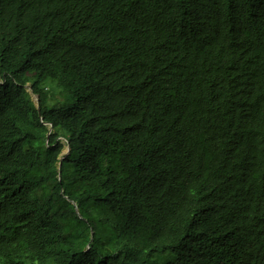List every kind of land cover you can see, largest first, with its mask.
<instances>
[{"label":"trees","instance_id":"16d2710c","mask_svg":"<svg viewBox=\"0 0 264 264\" xmlns=\"http://www.w3.org/2000/svg\"><path fill=\"white\" fill-rule=\"evenodd\" d=\"M0 264H264V0H0Z\"/></svg>","mask_w":264,"mask_h":264},{"label":"water","instance_id":"95a60500","mask_svg":"<svg viewBox=\"0 0 264 264\" xmlns=\"http://www.w3.org/2000/svg\"><path fill=\"white\" fill-rule=\"evenodd\" d=\"M35 98H37V96H35ZM68 150H69V146L67 145L66 152H68ZM59 164H60V162H59ZM76 211L78 212V210H77V209H76Z\"/></svg>","mask_w":264,"mask_h":264}]
</instances>
